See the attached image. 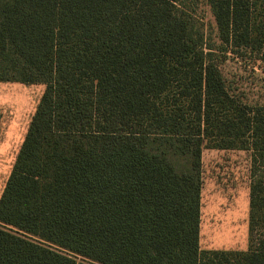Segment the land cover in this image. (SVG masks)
I'll list each match as a JSON object with an SVG mask.
<instances>
[{
    "label": "trees",
    "instance_id": "1",
    "mask_svg": "<svg viewBox=\"0 0 264 264\" xmlns=\"http://www.w3.org/2000/svg\"><path fill=\"white\" fill-rule=\"evenodd\" d=\"M231 53L264 61V0H0V82L46 85L0 264H264V102ZM205 148L251 152L245 250L201 247Z\"/></svg>",
    "mask_w": 264,
    "mask_h": 264
},
{
    "label": "rangeland",
    "instance_id": "2",
    "mask_svg": "<svg viewBox=\"0 0 264 264\" xmlns=\"http://www.w3.org/2000/svg\"><path fill=\"white\" fill-rule=\"evenodd\" d=\"M205 9V16L213 21ZM222 69L246 99L264 102V61L243 60L231 53ZM45 87L0 82V195ZM202 169L201 247L247 249L251 152L205 148Z\"/></svg>",
    "mask_w": 264,
    "mask_h": 264
}]
</instances>
